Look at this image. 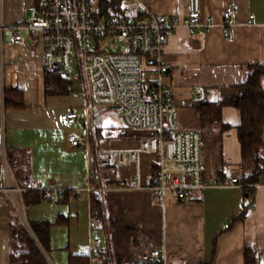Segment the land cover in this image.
I'll use <instances>...</instances> for the list:
<instances>
[{
    "label": "crops",
    "instance_id": "1",
    "mask_svg": "<svg viewBox=\"0 0 264 264\" xmlns=\"http://www.w3.org/2000/svg\"><path fill=\"white\" fill-rule=\"evenodd\" d=\"M125 3H129L132 16L137 14L138 4L181 22L188 15V0H124ZM40 5L41 0H0V164L7 149L19 151L23 176L17 178L8 163L16 182L57 187L65 191L66 198L88 184L94 152L73 148L67 139L68 127L60 120L65 113L84 112L82 99L73 95L46 98L43 46L28 31L22 32L21 45L13 44L11 28L29 22ZM229 8L237 12L230 29L231 39L223 27ZM250 15L255 16L253 24H249ZM201 16L204 24L210 21L207 28L191 36L181 26L170 35L166 46L165 58L172 65V73L164 83L173 90L180 122L188 130H193L197 121L193 109L188 107L194 103L189 97L191 89L199 88L212 100L219 99L221 94L212 91L214 88L241 85L250 65L264 66V0H201ZM261 85L264 89V77ZM6 90L23 91L27 109L5 111ZM84 117L87 119L85 112ZM78 122H82L81 116ZM223 123L231 129L222 137L217 126L205 134L206 174L217 181L243 173L237 110L224 108ZM114 142L117 145H108H127L126 139ZM107 143H98L95 135L96 147ZM142 161L147 163V158L142 157ZM135 170V165L123 167L119 180H130ZM175 173L181 174L182 170ZM64 200L51 202L45 198L25 209L24 194L19 197L26 220L52 224L50 250L43 251L48 264H69L71 256H89L90 264H135L132 253L140 246L141 238L147 245L166 249L165 264H244L247 247L255 249L258 264H264V175L251 197L243 188H213L195 191L184 202L169 197L160 206L147 191H120L103 201L99 199L97 214L91 199ZM245 209L246 217L234 221ZM96 215L105 217V225L97 232L101 256L92 258L89 221ZM9 218V206L0 208V264H10ZM59 219L63 224H58Z\"/></svg>",
    "mask_w": 264,
    "mask_h": 264
},
{
    "label": "built area",
    "instance_id": "2",
    "mask_svg": "<svg viewBox=\"0 0 264 264\" xmlns=\"http://www.w3.org/2000/svg\"><path fill=\"white\" fill-rule=\"evenodd\" d=\"M94 0H41L37 15L29 22L15 25L13 44L23 43L22 32L28 31L43 46L44 69L47 77L62 76L83 101L87 122L86 138L69 134L73 148L93 150L94 159L88 171V184L71 192L77 202L89 201L92 195L104 198L114 192L147 191L157 205L164 206L169 197L184 202L191 193L213 188H245L240 176L214 180L207 176L204 165L203 136L188 130L180 122V112L173 90L164 81L172 73L166 61V46L179 27L191 36L208 27L201 16V0H188V15L181 22L176 17L152 13L138 4L137 14L123 16L119 11L93 7ZM236 10L226 11L224 29L231 39ZM255 16L250 15L249 24ZM0 27V64L2 60ZM194 103H210L212 98L199 88L189 94ZM113 108L119 113L127 133V145L113 148L107 144L95 146V134L89 120L93 108ZM61 122L70 127L80 121L77 112L61 115ZM137 142V146L130 144ZM133 145V144H132ZM142 157L147 158L143 163ZM136 166L128 181L119 180L117 167ZM167 165L180 168L181 174L167 172ZM147 171L145 173L144 171ZM27 192L44 194L51 202H60L65 191L33 184L20 185L9 171L8 161L0 164V208L11 203L21 213L19 197ZM255 206V205H254ZM105 225V217L94 216L89 221L90 254L100 257L102 246L97 232ZM163 247L140 246L132 253L135 264H152L165 260Z\"/></svg>",
    "mask_w": 264,
    "mask_h": 264
},
{
    "label": "trees",
    "instance_id": "3",
    "mask_svg": "<svg viewBox=\"0 0 264 264\" xmlns=\"http://www.w3.org/2000/svg\"><path fill=\"white\" fill-rule=\"evenodd\" d=\"M124 0H98L103 11L114 9L120 11ZM264 77V66L250 65L246 81L238 86L214 88L221 94L219 99L215 98L210 103H190L196 116L195 128L203 136L204 144L206 135L212 127H219L221 137L231 129V126L223 123V110L232 107L237 110L240 116V125L237 128V138L241 146V170L240 182L245 186L244 191L248 196H253L256 186L260 183L264 175V89L261 80ZM45 95L48 97H65L72 95L69 82L62 76L45 78ZM5 111H23L25 107V97L21 90L4 91ZM206 134V135H205ZM98 143L115 139L130 138V133L126 131L116 132V129L101 130L95 132ZM205 152V148H204ZM19 151L13 149L6 150L9 166L17 178L23 176L24 163L20 162ZM221 177L218 180H224ZM71 193L67 194L63 202L69 201ZM44 194L39 192L24 194L25 209L44 200ZM92 207L95 214L99 210L98 195H92ZM9 245L10 264H48L43 253L50 250V233L52 224L43 221H28L31 232L23 223L17 209L9 203ZM26 213V212H25ZM245 209L236 220H243L246 217ZM98 216V215H96ZM58 224H63L59 219ZM258 253L255 249L247 247L245 249L244 264H258ZM69 264H90L89 256L70 257ZM107 264H111L107 261ZM137 264V263H136ZM152 264H165L164 260H158Z\"/></svg>",
    "mask_w": 264,
    "mask_h": 264
},
{
    "label": "rangeland",
    "instance_id": "4",
    "mask_svg": "<svg viewBox=\"0 0 264 264\" xmlns=\"http://www.w3.org/2000/svg\"><path fill=\"white\" fill-rule=\"evenodd\" d=\"M93 7L98 9L99 8V2L98 0H94L93 1ZM123 16H126V17H131L132 16V9L129 5V3H125L122 5V9H120L119 11ZM9 39V35L5 34V41H8ZM71 92H75L77 94L80 95L79 93V87L76 83H74V86H72V89H71ZM73 98H76L74 95L72 96ZM79 116L82 117V122H78L77 124L75 125H72L70 127H68V132L70 134H73V135H76L77 137L79 138H86V125L88 124L87 122V119L86 117H84V112L82 111H79V110H75ZM90 120H91V124H92V128L94 130V132H96V129H101V130H110V129H116V132H120V131H126L125 130V127H124V123L122 121V119L120 118L119 116V113L116 109H113V108H109V107H106V108H103L102 110L100 111H97L96 109H93L91 112H90ZM113 141V142H112ZM115 140H108L106 142H102V143H107V145H117V142H114ZM130 146H133L132 144L129 143ZM205 154V152H204ZM131 168V167H130ZM123 169V167H117V170L120 174V171ZM165 170L167 172H175V171H180L181 172V169L180 168H174L173 166H170V165H167L165 167ZM22 221L24 224H27L28 227H29V224H28V221L26 220V216L23 212V210L21 211V213L18 211ZM30 229V227H29ZM28 229V230H29ZM31 232V230H29Z\"/></svg>",
    "mask_w": 264,
    "mask_h": 264
},
{
    "label": "water",
    "instance_id": "5",
    "mask_svg": "<svg viewBox=\"0 0 264 264\" xmlns=\"http://www.w3.org/2000/svg\"><path fill=\"white\" fill-rule=\"evenodd\" d=\"M99 110V109H98ZM26 225V227L29 229V227H28V225L27 224H25ZM30 230V229H29Z\"/></svg>",
    "mask_w": 264,
    "mask_h": 264
}]
</instances>
